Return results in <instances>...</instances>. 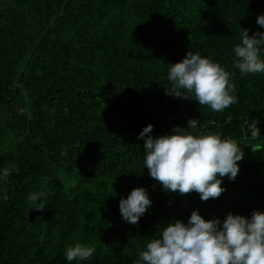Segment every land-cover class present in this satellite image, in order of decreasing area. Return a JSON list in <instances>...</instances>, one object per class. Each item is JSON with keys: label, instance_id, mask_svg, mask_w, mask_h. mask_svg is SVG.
<instances>
[{"label": "trees", "instance_id": "trees-1", "mask_svg": "<svg viewBox=\"0 0 264 264\" xmlns=\"http://www.w3.org/2000/svg\"><path fill=\"white\" fill-rule=\"evenodd\" d=\"M259 14L264 0H0V166L14 169L0 184V264H69L76 243L96 252L71 264H134L193 210H264V150L253 147L264 144V74L233 67L243 28L264 31ZM188 51L232 73L238 103L214 112L165 94L168 64ZM189 118L245 153L218 198L166 191L143 168L142 128L168 134ZM137 186L153 204L133 225L119 201ZM31 192L45 193L44 208L30 209Z\"/></svg>", "mask_w": 264, "mask_h": 264}, {"label": "clouds", "instance_id": "clouds-1", "mask_svg": "<svg viewBox=\"0 0 264 264\" xmlns=\"http://www.w3.org/2000/svg\"><path fill=\"white\" fill-rule=\"evenodd\" d=\"M264 28V14L256 17ZM233 67L241 74H264V31L249 34L243 28L241 41L233 49ZM166 95L194 99L214 112H223L238 103L236 85L230 73L219 62L188 51L185 57L168 64ZM152 123L138 133L144 140L143 168L172 193L197 192L207 201L218 198L225 190L223 178L235 180L245 155L237 140L220 133H200L199 119L189 118L185 127L175 126L168 134L153 135ZM256 125L251 136L260 137ZM253 146V145H252ZM264 150V144L253 146ZM13 166H0V184L9 180ZM44 192L27 196L33 205L42 209ZM5 191L0 199L7 200ZM153 201L145 186L134 187L121 197L119 209L129 224H137L150 209ZM95 245L76 243L65 250V258L87 261L94 256ZM134 264H264V210H253L250 216L229 212L225 218L206 219L198 209L193 210L187 222L175 219L165 225L160 235L150 240L138 253Z\"/></svg>", "mask_w": 264, "mask_h": 264}]
</instances>
